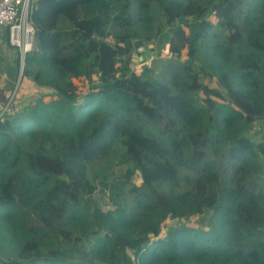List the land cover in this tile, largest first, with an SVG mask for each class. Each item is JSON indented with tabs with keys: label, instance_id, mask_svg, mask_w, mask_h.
Wrapping results in <instances>:
<instances>
[{
	"label": "trees",
	"instance_id": "trees-1",
	"mask_svg": "<svg viewBox=\"0 0 264 264\" xmlns=\"http://www.w3.org/2000/svg\"><path fill=\"white\" fill-rule=\"evenodd\" d=\"M28 18L0 120V264H264V141L248 135L264 120V0H31ZM157 36L169 57L134 72ZM195 215L205 226L181 221Z\"/></svg>",
	"mask_w": 264,
	"mask_h": 264
},
{
	"label": "rangeland",
	"instance_id": "rangeland-1",
	"mask_svg": "<svg viewBox=\"0 0 264 264\" xmlns=\"http://www.w3.org/2000/svg\"><path fill=\"white\" fill-rule=\"evenodd\" d=\"M211 19H214L211 16ZM185 32H187V28L183 27ZM142 50H137V45L134 47L132 56L130 59V66L132 70L138 74H143L144 69H156L161 63L169 57V52L167 50V43L164 39H161L159 36L152 39L147 44H142ZM181 60L186 58V48L184 47L181 51ZM93 80H96V75L93 74ZM203 82L210 88L219 87L215 78L206 77L204 75L201 76ZM73 82L76 85V90L78 93H85L89 89V82L84 77L73 78ZM199 96H203L204 94L199 91ZM248 135L252 136L255 140H263L264 141V120L254 121L253 124L248 128ZM126 166L119 165L115 167L114 170V179L120 180L122 174L125 172ZM127 181H130L134 185H138L140 183V176L137 172L131 173L128 176ZM91 201L102 206L107 207L111 206L108 200V190L103 189L101 186H98L91 195ZM182 222L192 225V226H205V218L204 216H191L188 219L181 220ZM174 222V221H172Z\"/></svg>",
	"mask_w": 264,
	"mask_h": 264
},
{
	"label": "built area",
	"instance_id": "built-area-1",
	"mask_svg": "<svg viewBox=\"0 0 264 264\" xmlns=\"http://www.w3.org/2000/svg\"><path fill=\"white\" fill-rule=\"evenodd\" d=\"M30 1L0 0V30H6L9 44L17 48L20 69L35 44V28L28 18ZM137 50H142V46H137ZM12 99L0 100V120L12 110Z\"/></svg>",
	"mask_w": 264,
	"mask_h": 264
},
{
	"label": "crops",
	"instance_id": "crops-1",
	"mask_svg": "<svg viewBox=\"0 0 264 264\" xmlns=\"http://www.w3.org/2000/svg\"><path fill=\"white\" fill-rule=\"evenodd\" d=\"M19 61L17 48L11 46L7 40L5 29L0 30V100H8L13 97L19 99L16 94L20 80Z\"/></svg>",
	"mask_w": 264,
	"mask_h": 264
},
{
	"label": "water",
	"instance_id": "water-1",
	"mask_svg": "<svg viewBox=\"0 0 264 264\" xmlns=\"http://www.w3.org/2000/svg\"><path fill=\"white\" fill-rule=\"evenodd\" d=\"M21 72H22V67H21V69L19 68V73H20V75H21ZM174 221V220H173ZM175 222V221H174Z\"/></svg>",
	"mask_w": 264,
	"mask_h": 264
}]
</instances>
